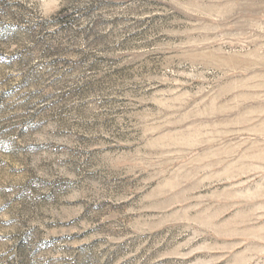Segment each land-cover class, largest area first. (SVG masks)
<instances>
[{"label":"rangeland","instance_id":"374dc122","mask_svg":"<svg viewBox=\"0 0 264 264\" xmlns=\"http://www.w3.org/2000/svg\"><path fill=\"white\" fill-rule=\"evenodd\" d=\"M0 264H264V0H0Z\"/></svg>","mask_w":264,"mask_h":264},{"label":"clouds","instance_id":"9594fccd","mask_svg":"<svg viewBox=\"0 0 264 264\" xmlns=\"http://www.w3.org/2000/svg\"><path fill=\"white\" fill-rule=\"evenodd\" d=\"M55 11H58V7L44 14L42 18H50L52 15H55Z\"/></svg>","mask_w":264,"mask_h":264}]
</instances>
